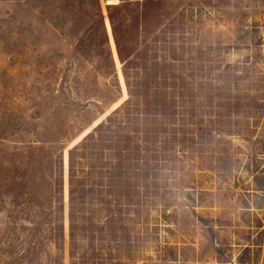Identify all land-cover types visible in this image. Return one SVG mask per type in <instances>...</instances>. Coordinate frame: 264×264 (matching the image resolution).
Instances as JSON below:
<instances>
[{
    "label": "rangeland",
    "instance_id": "obj_1",
    "mask_svg": "<svg viewBox=\"0 0 264 264\" xmlns=\"http://www.w3.org/2000/svg\"><path fill=\"white\" fill-rule=\"evenodd\" d=\"M0 264H264V0H0Z\"/></svg>",
    "mask_w": 264,
    "mask_h": 264
}]
</instances>
